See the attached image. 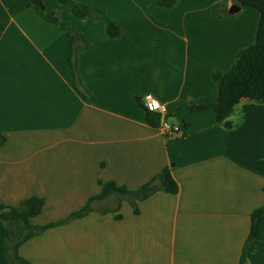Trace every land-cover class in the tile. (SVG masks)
Instances as JSON below:
<instances>
[{
    "label": "crops",
    "instance_id": "0c3cea01",
    "mask_svg": "<svg viewBox=\"0 0 264 264\" xmlns=\"http://www.w3.org/2000/svg\"><path fill=\"white\" fill-rule=\"evenodd\" d=\"M74 1L121 29L113 38L104 19H80L60 0H44L89 44L76 59L87 95L76 88L62 27L31 0H0V205L43 198L32 223L44 226L81 210L100 182L136 190L166 168L179 192L140 202L138 215L123 202L121 220L92 212L49 229L20 255L31 264H240L251 215L264 206V103L240 102L230 128L213 109L187 107L217 97L214 73L231 72L256 43L260 13L231 14L237 0H178L173 8L160 0ZM148 95L181 135L147 124ZM0 264H11L1 226ZM248 264H264V222Z\"/></svg>",
    "mask_w": 264,
    "mask_h": 264
},
{
    "label": "trees",
    "instance_id": "16d2710c",
    "mask_svg": "<svg viewBox=\"0 0 264 264\" xmlns=\"http://www.w3.org/2000/svg\"><path fill=\"white\" fill-rule=\"evenodd\" d=\"M242 8H253L260 13V23L257 31V41L250 48L243 50L238 55V61L232 71L223 74L219 71L214 73V79L218 84L219 93L214 100L205 103L190 105V112H202L213 109L219 123H224L230 128L229 121L236 106L246 100L264 103V0H237ZM38 13L47 21L62 27L71 41L70 64L75 73L76 88L87 95L77 75L76 59L78 55L88 48L85 38L75 32L68 24L62 22L60 16L54 12H48L44 0H31ZM178 0H160L159 5L163 8H173ZM65 10L72 12L80 19L89 17L102 18L107 22L108 34L117 38L121 34L119 25L108 15L97 11L88 5L78 4L74 0H60ZM221 5H218L215 13L219 16ZM147 124L153 129H159L162 116L147 111ZM6 143V138L0 133V146ZM102 190L99 194L91 197L81 210L72 213L68 218L44 226H36L32 220L43 213L46 201L40 197L24 199L16 207L0 205V226L2 227L3 250L11 264H31L20 253V247L29 240L41 235L49 229L61 227L71 222L82 219L92 212L102 215L114 213L116 219L121 220L119 214L121 204L127 202L132 207L134 214L140 213L139 203L148 200L159 192L176 195L179 185L175 180L172 170L164 169L149 182L136 190L126 186H120L116 182H100ZM113 199L110 204L109 200ZM264 222V206L251 215V228L248 239L244 245L240 264H248V255L251 247L260 237L261 227Z\"/></svg>",
    "mask_w": 264,
    "mask_h": 264
},
{
    "label": "built area",
    "instance_id": "2783aa9c",
    "mask_svg": "<svg viewBox=\"0 0 264 264\" xmlns=\"http://www.w3.org/2000/svg\"><path fill=\"white\" fill-rule=\"evenodd\" d=\"M142 103H143L145 110L149 112L157 113L162 116L161 125L159 129L163 131V133L167 137H175L183 133V129L180 126L170 125L165 120L164 114L166 113V108L158 100H156L152 95H148L144 97L142 99Z\"/></svg>",
    "mask_w": 264,
    "mask_h": 264
},
{
    "label": "water",
    "instance_id": "95a60500",
    "mask_svg": "<svg viewBox=\"0 0 264 264\" xmlns=\"http://www.w3.org/2000/svg\"><path fill=\"white\" fill-rule=\"evenodd\" d=\"M242 9V7L240 5L235 4L231 9H230V13L231 14H235L237 12H239Z\"/></svg>",
    "mask_w": 264,
    "mask_h": 264
}]
</instances>
